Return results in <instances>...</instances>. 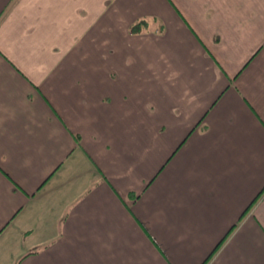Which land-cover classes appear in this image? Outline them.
<instances>
[{
    "label": "crops",
    "instance_id": "1",
    "mask_svg": "<svg viewBox=\"0 0 264 264\" xmlns=\"http://www.w3.org/2000/svg\"><path fill=\"white\" fill-rule=\"evenodd\" d=\"M264 0H0V264H264Z\"/></svg>",
    "mask_w": 264,
    "mask_h": 264
},
{
    "label": "trees",
    "instance_id": "2",
    "mask_svg": "<svg viewBox=\"0 0 264 264\" xmlns=\"http://www.w3.org/2000/svg\"><path fill=\"white\" fill-rule=\"evenodd\" d=\"M264 193V192H263Z\"/></svg>",
    "mask_w": 264,
    "mask_h": 264
}]
</instances>
